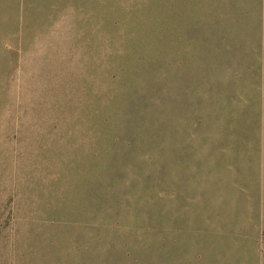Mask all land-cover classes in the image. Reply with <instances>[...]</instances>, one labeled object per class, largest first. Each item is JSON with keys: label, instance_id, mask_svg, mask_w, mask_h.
<instances>
[{"label": "rangeland", "instance_id": "1", "mask_svg": "<svg viewBox=\"0 0 264 264\" xmlns=\"http://www.w3.org/2000/svg\"><path fill=\"white\" fill-rule=\"evenodd\" d=\"M0 264H264V0H0Z\"/></svg>", "mask_w": 264, "mask_h": 264}]
</instances>
